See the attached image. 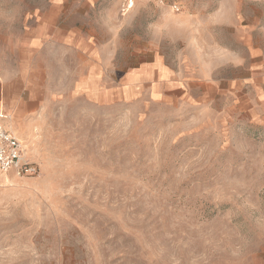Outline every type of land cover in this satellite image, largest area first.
<instances>
[{
    "label": "rangeland",
    "instance_id": "374dc122",
    "mask_svg": "<svg viewBox=\"0 0 264 264\" xmlns=\"http://www.w3.org/2000/svg\"><path fill=\"white\" fill-rule=\"evenodd\" d=\"M166 1L0 0V264H264V0Z\"/></svg>",
    "mask_w": 264,
    "mask_h": 264
},
{
    "label": "crops",
    "instance_id": "0c3cea01",
    "mask_svg": "<svg viewBox=\"0 0 264 264\" xmlns=\"http://www.w3.org/2000/svg\"><path fill=\"white\" fill-rule=\"evenodd\" d=\"M34 78V75L30 79L28 73L18 70L4 74L0 71V113H15L23 117L37 111L42 98L35 95Z\"/></svg>",
    "mask_w": 264,
    "mask_h": 264
},
{
    "label": "built area",
    "instance_id": "2783aa9c",
    "mask_svg": "<svg viewBox=\"0 0 264 264\" xmlns=\"http://www.w3.org/2000/svg\"><path fill=\"white\" fill-rule=\"evenodd\" d=\"M152 1L160 5L168 4L166 0ZM134 4L135 0H124L123 9L129 11ZM170 7L176 12L181 10L177 4H171ZM6 119H9V116L0 113V170L3 173L14 171L19 176L36 174V165L28 158L24 143L4 124Z\"/></svg>",
    "mask_w": 264,
    "mask_h": 264
}]
</instances>
